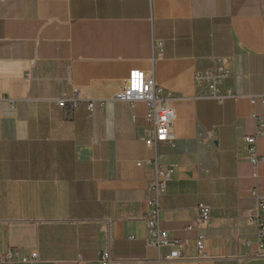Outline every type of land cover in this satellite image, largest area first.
Wrapping results in <instances>:
<instances>
[{
  "label": "crops",
  "instance_id": "obj_1",
  "mask_svg": "<svg viewBox=\"0 0 264 264\" xmlns=\"http://www.w3.org/2000/svg\"><path fill=\"white\" fill-rule=\"evenodd\" d=\"M219 66L239 98L201 96L196 73ZM133 69L173 97L175 145L148 147L147 104L114 99ZM263 94L264 0H0V255L86 264L110 246L111 264H264L248 221L264 162L253 165L245 140L252 113L264 124L250 101ZM60 97L79 99L71 115ZM257 148L264 156V135ZM156 156L172 170L161 227L182 242L181 260H163L177 245L147 244ZM201 203L212 208L208 259L188 229Z\"/></svg>",
  "mask_w": 264,
  "mask_h": 264
},
{
  "label": "built area",
  "instance_id": "obj_2",
  "mask_svg": "<svg viewBox=\"0 0 264 264\" xmlns=\"http://www.w3.org/2000/svg\"><path fill=\"white\" fill-rule=\"evenodd\" d=\"M159 46L162 43L158 44ZM226 60V58H223ZM228 72L222 66L217 69L208 70L196 73V79L199 81L204 89L201 96L204 98L216 99L223 102L226 98L240 96L234 95L231 89H223L222 85L228 76ZM114 99L128 101L134 105L138 101H144L147 104L148 112L146 119L151 125V130L145 141L148 147L156 148L160 142L169 145H175L176 135L174 132V118L175 107L173 105V97H171L163 87L159 86L152 73L133 69L130 71L123 89L118 93ZM261 101L264 105L263 95H251L250 101L252 105ZM58 104L66 110L67 115H71L79 105V99H68L60 97ZM93 110L95 102L89 105ZM257 125L256 134L246 137V142L249 145L250 160L255 167L264 162V156H261L257 148V137L264 135V124L262 117L257 113H252ZM158 157L149 160V164L155 169V176L151 181V187L155 190L156 195L147 201L148 209L143 217L145 225L148 229L149 235L147 244L151 247L160 249L165 246L177 245L179 248L170 254L163 257L165 261L181 260L183 259L181 247L182 242L177 239L171 238L167 230L161 227V206L160 197L166 192L167 182L171 179L172 170H163L158 164ZM141 164V163H139ZM253 196L256 198V214L249 217V222L255 225L258 229L259 239H264V220L262 213L264 212V196L258 193L257 188L253 191ZM212 215V208L206 204H199L197 207V217L195 226L189 225L188 229L197 228L199 236L197 238V247L199 250L200 259H208L209 254L206 251L205 233L202 231L206 222ZM113 221L110 218H104L100 221V230L102 232L110 233ZM39 261V254L37 251L32 252L29 256L14 259L13 253L0 255V263H13V264H37ZM114 261L111 248L108 246L101 249L99 257L96 261L87 262L86 264H111ZM78 263L82 264L85 261L82 257L78 258Z\"/></svg>",
  "mask_w": 264,
  "mask_h": 264
}]
</instances>
